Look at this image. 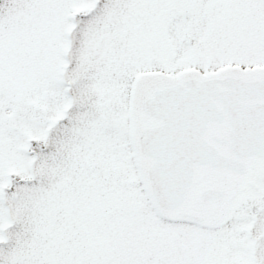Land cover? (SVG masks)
<instances>
[{"label": "snow or ice", "instance_id": "1", "mask_svg": "<svg viewBox=\"0 0 264 264\" xmlns=\"http://www.w3.org/2000/svg\"><path fill=\"white\" fill-rule=\"evenodd\" d=\"M0 264H264V0H0Z\"/></svg>", "mask_w": 264, "mask_h": 264}]
</instances>
